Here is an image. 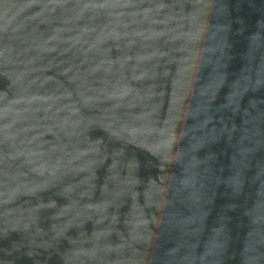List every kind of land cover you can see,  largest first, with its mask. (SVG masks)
<instances>
[{"label":"water","instance_id":"1","mask_svg":"<svg viewBox=\"0 0 264 264\" xmlns=\"http://www.w3.org/2000/svg\"><path fill=\"white\" fill-rule=\"evenodd\" d=\"M0 264H264V0H0Z\"/></svg>","mask_w":264,"mask_h":264}]
</instances>
